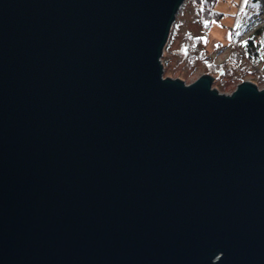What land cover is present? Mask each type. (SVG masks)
<instances>
[{
    "label": "water",
    "instance_id": "95a60500",
    "mask_svg": "<svg viewBox=\"0 0 264 264\" xmlns=\"http://www.w3.org/2000/svg\"><path fill=\"white\" fill-rule=\"evenodd\" d=\"M183 2L0 0V264H264V88L163 77Z\"/></svg>",
    "mask_w": 264,
    "mask_h": 264
},
{
    "label": "rangeland",
    "instance_id": "374dc122",
    "mask_svg": "<svg viewBox=\"0 0 264 264\" xmlns=\"http://www.w3.org/2000/svg\"><path fill=\"white\" fill-rule=\"evenodd\" d=\"M251 3L250 0H217L214 10L221 13V16L205 26L206 22L200 19L196 7L184 0L174 18L176 27L169 47V65L166 69L163 65V77L177 78L184 84L192 83L205 73L214 78L209 72L207 62L200 57L204 46L211 52L214 63H222L230 55L231 45L253 36L255 43L260 42L259 61L239 60L233 77L220 73L216 80L213 79L211 88L225 95L231 94L241 81H251L257 90L264 88V8ZM189 37L198 38L190 40ZM219 83L225 85L224 90H218Z\"/></svg>",
    "mask_w": 264,
    "mask_h": 264
},
{
    "label": "trees",
    "instance_id": "16d2710c",
    "mask_svg": "<svg viewBox=\"0 0 264 264\" xmlns=\"http://www.w3.org/2000/svg\"><path fill=\"white\" fill-rule=\"evenodd\" d=\"M187 2H189L190 4L192 3L195 7H196V11L198 13V16L200 17V19L205 23V26H209V24L213 21V19H218L221 16V13H219L218 11L214 10L215 7V3L217 0H186ZM252 3V5H259L260 7L264 8V0H250ZM175 22L173 23V25L170 28L169 31V36L165 42V46L163 48V52H162V59H161V63L162 65L168 67V55H169V47L172 44L171 42L173 41L174 38V28L175 26ZM193 38H198V37H193ZM193 38L190 39V37L188 39L193 40ZM235 38L236 35H233V40L235 42ZM200 40V39H198ZM198 44V43H197ZM231 45V44H230ZM260 42L257 41L255 43L253 36H250L248 38H245L244 41H240L239 43H235L233 46L231 45V53L228 56V58L225 59V61H223L222 63H214L213 59H212V54L211 52H208L204 48L201 50V55L200 57L203 59V61L207 62V66L209 68V72L214 75V78H212V81L214 83V80H216L217 76L220 73H223L225 76L226 75H230L231 77H233V73L234 72V68H236V66L239 63V60L243 59V60H247L248 62H257L260 59ZM164 69V70H165ZM168 75V74H167ZM240 78H241V73H240ZM264 81V79L262 80V82ZM257 83V82H256ZM225 85L223 84H218V90H224Z\"/></svg>",
    "mask_w": 264,
    "mask_h": 264
},
{
    "label": "bare ground",
    "instance_id": "6f19581e",
    "mask_svg": "<svg viewBox=\"0 0 264 264\" xmlns=\"http://www.w3.org/2000/svg\"><path fill=\"white\" fill-rule=\"evenodd\" d=\"M163 52V51H162ZM162 64V63H161ZM163 78V77H162ZM187 85V84H186Z\"/></svg>",
    "mask_w": 264,
    "mask_h": 264
}]
</instances>
